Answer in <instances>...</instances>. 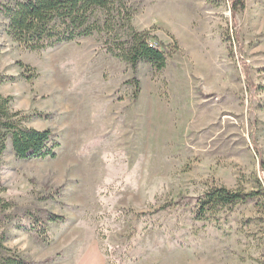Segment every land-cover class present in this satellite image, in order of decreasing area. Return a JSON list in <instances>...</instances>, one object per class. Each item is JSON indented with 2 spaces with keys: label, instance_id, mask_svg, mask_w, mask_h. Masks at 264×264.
I'll list each match as a JSON object with an SVG mask.
<instances>
[{
  "label": "rangeland",
  "instance_id": "1",
  "mask_svg": "<svg viewBox=\"0 0 264 264\" xmlns=\"http://www.w3.org/2000/svg\"><path fill=\"white\" fill-rule=\"evenodd\" d=\"M243 1L232 16L226 0H128L133 28L168 54L159 71L97 37L31 52L0 18V94L59 143L20 161L7 142L0 199L65 219L44 242L9 227L7 249L47 264H264L263 200L205 221L184 205L264 191V0Z\"/></svg>",
  "mask_w": 264,
  "mask_h": 264
},
{
  "label": "trees",
  "instance_id": "2",
  "mask_svg": "<svg viewBox=\"0 0 264 264\" xmlns=\"http://www.w3.org/2000/svg\"><path fill=\"white\" fill-rule=\"evenodd\" d=\"M232 16L244 9L243 0H226ZM135 10L128 0H0V18L5 35L18 46L40 52L80 39L97 37L104 52L129 65L141 62L159 71L166 67L168 54L158 44L148 43V33L132 26ZM21 65V64H19ZM33 78V75H29ZM28 79V76L24 77ZM10 98L0 94V164L7 142L17 160L53 159L59 143L51 131L27 128V118L9 108ZM244 194L215 187L184 205L196 221L214 219L217 213L237 204L264 201V191ZM258 198V199H257ZM184 200V199H183ZM256 202V201H255ZM255 205L258 206L257 203ZM62 216L37 209H20L0 199V264H47L27 261L4 246L9 227L30 233L44 242L51 224H63Z\"/></svg>",
  "mask_w": 264,
  "mask_h": 264
}]
</instances>
